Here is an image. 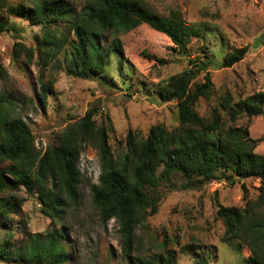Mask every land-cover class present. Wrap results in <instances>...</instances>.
<instances>
[{"label":"trees","instance_id":"16d2710c","mask_svg":"<svg viewBox=\"0 0 264 264\" xmlns=\"http://www.w3.org/2000/svg\"><path fill=\"white\" fill-rule=\"evenodd\" d=\"M1 6L6 7V14L0 13V34H18L22 30L12 16L42 29L43 37L36 35V46L28 47L21 41L14 45L15 58L24 56L30 63L36 48L42 57L41 66L46 68L68 48L71 64L67 72L85 79L100 76L104 70V36H115L110 48L124 55L123 44L116 36L148 24L188 54L192 38L201 32L200 27L186 21L180 10L173 9L168 16H162L142 0H86L81 8L69 0H19L17 4ZM248 51L249 46L235 47L220 65L230 68L243 60ZM203 52V57L190 59L187 69L166 79L159 91L163 101L177 102L180 125L174 130L163 124L155 125L145 137L129 130L127 150L118 155L112 152L108 128L96 121L95 109H89L81 119L69 124L56 144L38 150L19 98L0 91V230L9 229L11 215L21 207V202L10 200L6 192L21 188L29 193L35 190L43 213L54 223L62 224L67 203L75 206L80 203V158L86 147L92 145L99 151L102 167L99 182L91 186L93 203L104 222L116 218L120 223L123 252L129 264L175 262V255L170 252L132 256L136 229L158 212L162 182L168 181L173 186L172 177L181 175L187 180L183 188H191L219 178L220 170L232 172L231 184L235 183L233 175L260 180V193L254 200H248L243 207L220 205L217 214L225 226L223 240L238 241L240 248L247 246L251 251L250 263L264 264V154L256 152L264 137L253 138L248 125L233 124L242 115L250 118L264 115V93H254L239 101L225 97L220 107L233 122L230 125L217 109L210 119L202 117L196 105L212 90L209 68L218 66L208 48L204 47ZM158 61L167 63L165 59ZM202 73L205 82L198 84L196 79ZM7 77L8 71L0 62V81ZM54 84V80L42 82L38 94L41 107L47 106ZM167 243L163 240L162 247ZM66 247V231L61 225L44 236L31 234L29 243L21 250H11L9 240L0 242V261L67 264L70 255ZM196 264L209 263L197 258Z\"/></svg>","mask_w":264,"mask_h":264},{"label":"rangeland","instance_id":"374dc122","mask_svg":"<svg viewBox=\"0 0 264 264\" xmlns=\"http://www.w3.org/2000/svg\"><path fill=\"white\" fill-rule=\"evenodd\" d=\"M1 1L0 13L3 15L6 7L2 4L19 2ZM69 1L81 8L86 0ZM142 2L162 16L178 9L188 23L200 27V35L192 38L190 53L176 48L166 34L142 24L116 36L123 44L124 55L110 48L115 36H104V70L100 76L87 79L67 72L71 64L68 48L51 60L46 68H42V57L36 48L30 63L24 56L15 58L13 49L18 41L34 47L36 35L43 37V34L39 26H32L20 17H11L22 30L18 34H0V62L8 71L7 79L0 81V91L19 98L38 150L44 151L49 145L56 144L62 131L81 119L89 109H95L98 124L108 128L114 155L127 150L129 130L145 137L158 124L170 130L176 129L180 125L177 102L163 101L160 88L166 79L187 69L190 59L203 57L204 47L214 55L218 66L209 68L212 90L196 105L202 117L210 119L217 109L230 125L233 122L220 107L225 97L239 101L254 93H264V0ZM242 46H249L243 60L230 68L220 65L228 52ZM147 55L156 58H148ZM158 59H165L167 63L162 64ZM204 75L202 73L196 83L203 84ZM49 80L55 81L54 90L43 108L38 94L42 82ZM233 124L248 125L253 138L264 137V115L251 118L242 115ZM256 152L264 154V140L258 144ZM80 169V203L78 206L67 203L62 224L54 223L43 213L35 190L31 193L25 188L7 191L10 200L21 202V207L18 213L11 215L9 229L0 230V242L9 240L11 250H21L29 243L31 234L44 236L63 225L66 250L70 255L67 264H129L123 252L120 223L116 218L104 222L93 203L91 186L99 182L102 172L97 147H86L80 158ZM217 173L219 178L186 189L182 184H187V180L181 175L172 177L173 186L163 181L159 189L162 198L158 212L148 216V220L136 229L132 256L170 252L175 255L174 264H196L197 258L205 259L209 264H251V251L247 246L240 248L238 241L223 240L225 226L217 211L220 205L243 207L248 200H254L260 193V180L233 175L235 183L231 184V171L220 170ZM163 240L168 241L166 247L161 245ZM0 264L26 263L0 261Z\"/></svg>","mask_w":264,"mask_h":264}]
</instances>
